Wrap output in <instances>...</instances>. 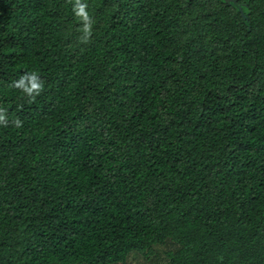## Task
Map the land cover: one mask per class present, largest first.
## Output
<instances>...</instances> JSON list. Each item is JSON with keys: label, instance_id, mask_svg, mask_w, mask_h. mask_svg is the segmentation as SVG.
<instances>
[{"label": "trees", "instance_id": "trees-1", "mask_svg": "<svg viewBox=\"0 0 264 264\" xmlns=\"http://www.w3.org/2000/svg\"><path fill=\"white\" fill-rule=\"evenodd\" d=\"M168 244L264 264V0H0V264Z\"/></svg>", "mask_w": 264, "mask_h": 264}, {"label": "rangeland", "instance_id": "rangeland-1", "mask_svg": "<svg viewBox=\"0 0 264 264\" xmlns=\"http://www.w3.org/2000/svg\"><path fill=\"white\" fill-rule=\"evenodd\" d=\"M173 248L172 244H168L165 247H159V253L161 254L160 257L157 258L154 256L150 260H147L144 255L133 254L126 260V262L120 264H168L164 259V256L168 250Z\"/></svg>", "mask_w": 264, "mask_h": 264}, {"label": "clouds", "instance_id": "clouds-1", "mask_svg": "<svg viewBox=\"0 0 264 264\" xmlns=\"http://www.w3.org/2000/svg\"><path fill=\"white\" fill-rule=\"evenodd\" d=\"M32 79H33V81L36 80L35 77H33ZM32 86H33L34 89H38L40 87V85L38 83H36V82H33Z\"/></svg>", "mask_w": 264, "mask_h": 264}]
</instances>
